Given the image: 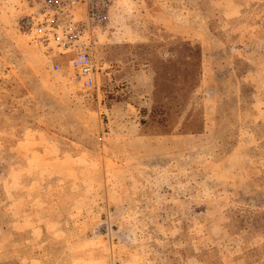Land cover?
<instances>
[{
	"label": "rangeland",
	"instance_id": "obj_1",
	"mask_svg": "<svg viewBox=\"0 0 264 264\" xmlns=\"http://www.w3.org/2000/svg\"><path fill=\"white\" fill-rule=\"evenodd\" d=\"M24 11L0 0V264H264V0H110L89 88Z\"/></svg>",
	"mask_w": 264,
	"mask_h": 264
},
{
	"label": "built area",
	"instance_id": "obj_2",
	"mask_svg": "<svg viewBox=\"0 0 264 264\" xmlns=\"http://www.w3.org/2000/svg\"><path fill=\"white\" fill-rule=\"evenodd\" d=\"M20 27L45 55L68 56L67 67L82 88L98 86L104 70L96 58L97 30L108 20L110 0H20ZM60 68L58 63L54 64Z\"/></svg>",
	"mask_w": 264,
	"mask_h": 264
}]
</instances>
